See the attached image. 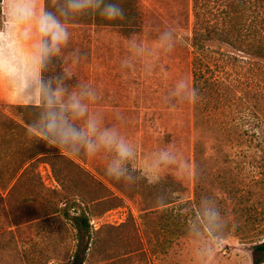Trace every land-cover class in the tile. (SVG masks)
<instances>
[{
    "label": "rangeland",
    "instance_id": "1",
    "mask_svg": "<svg viewBox=\"0 0 264 264\" xmlns=\"http://www.w3.org/2000/svg\"><path fill=\"white\" fill-rule=\"evenodd\" d=\"M110 2L124 19L79 17L65 57L78 49L80 62L56 60L45 75L71 66L68 83L99 89L92 109L138 145L139 160L174 145L189 167L166 169L156 184L113 181L103 157L70 156L29 137L36 113L0 90V264H68L76 231L66 214L82 211L97 242L85 264H253L252 248L264 242V59L207 42L239 59L226 71L228 100L173 107L166 94L175 81L193 86L191 0ZM166 25L181 37L173 52L154 57L148 74L121 68L128 39L152 46ZM32 154L35 165L19 179ZM205 199L219 212L211 232L201 227Z\"/></svg>",
    "mask_w": 264,
    "mask_h": 264
},
{
    "label": "clouds",
    "instance_id": "2",
    "mask_svg": "<svg viewBox=\"0 0 264 264\" xmlns=\"http://www.w3.org/2000/svg\"><path fill=\"white\" fill-rule=\"evenodd\" d=\"M94 14L108 21L124 19L123 8L110 0H0V90L36 113L26 128L29 137L70 156L103 157L105 175L113 181L128 185L144 179L156 184L173 166L183 174L189 165L179 159L174 145L158 148L139 160L138 145L117 125L105 124L103 114L92 109L101 98L99 89L91 82L68 83L74 77L71 66L45 75L56 60L62 65L69 58L72 65L80 62L78 49L65 57L70 25ZM180 39L172 25H166L152 46L133 35L127 41L121 68L136 71L139 67L145 74L151 73L153 58L173 52ZM198 100V90L185 78L176 80L166 94V103L173 107L194 105ZM218 218L211 201H202L201 227L207 225L211 232Z\"/></svg>",
    "mask_w": 264,
    "mask_h": 264
},
{
    "label": "trees",
    "instance_id": "3",
    "mask_svg": "<svg viewBox=\"0 0 264 264\" xmlns=\"http://www.w3.org/2000/svg\"><path fill=\"white\" fill-rule=\"evenodd\" d=\"M191 2L193 26L189 44L194 54L193 86L198 90V103L206 101L213 104L218 100L225 104L228 100L226 71L231 60L239 59L212 50L207 42L217 40L244 52L248 58L264 59V0H191ZM98 17V14H94L92 18L99 19ZM219 18L222 19L221 22ZM35 157L37 154L24 156L20 163V167L24 169L19 179L26 177L28 168L35 165ZM10 193L11 191L8 195ZM54 213L55 211L48 212L46 218H50ZM66 215L76 231L74 252L68 264H85L89 252L97 244L90 218L84 211ZM252 258L253 264L264 263V242L253 246Z\"/></svg>",
    "mask_w": 264,
    "mask_h": 264
}]
</instances>
